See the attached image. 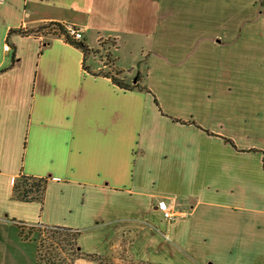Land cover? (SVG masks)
Masks as SVG:
<instances>
[{
    "label": "crops",
    "instance_id": "1",
    "mask_svg": "<svg viewBox=\"0 0 264 264\" xmlns=\"http://www.w3.org/2000/svg\"><path fill=\"white\" fill-rule=\"evenodd\" d=\"M189 1L176 0L175 9L196 5ZM168 3L164 16L171 21ZM159 5L0 0V264H35L26 247L33 239H24L20 226L27 233L39 225L77 230L83 253L115 264H123L115 256L118 228L126 226L139 228L125 253L134 264H264V202L257 198L264 190V51L250 45L253 60L237 70L240 51L212 46L209 23L205 36L186 38L180 30L202 28L145 26ZM201 5L215 16V36L237 31L226 26L225 1ZM50 22L80 29L93 50L113 40L123 75L122 38L158 31L163 42L151 35L147 91L120 89L104 66L91 71L62 37L8 36ZM20 175L46 179L42 202L13 198ZM168 206L187 217L163 224ZM154 225L164 226L167 240Z\"/></svg>",
    "mask_w": 264,
    "mask_h": 264
},
{
    "label": "rangeland",
    "instance_id": "2",
    "mask_svg": "<svg viewBox=\"0 0 264 264\" xmlns=\"http://www.w3.org/2000/svg\"><path fill=\"white\" fill-rule=\"evenodd\" d=\"M157 1V0H156ZM183 2L185 0H182ZM192 2H195L196 5H193L191 8H188L185 6V8H181L179 10L176 8V0H171V7L175 9L171 10L174 11L172 13V17L170 18L171 21L168 20L167 16H164V8L170 7L168 0H160V5L158 7L157 11H154V16H150V20L148 19L149 16L147 15L144 23L145 26L147 24H152L154 21L159 22V24H168L170 22H176V26H180L181 23H187L192 26H200L202 28L201 31H194L195 27H193L192 32L190 33L189 29L186 28V31L183 32L180 30V35H183L186 37L193 36L197 37L196 34L199 32L203 36L206 35V24H208V33H209V41L212 46L219 45H227L232 46L235 44V49L240 51V58L234 59L235 60V68L238 70H243L245 68L244 64H248L247 62L250 59V52H248V49L250 48V45L257 48L258 50L264 51V0H223L225 1V12L224 20L226 22L227 27H232V24L236 27L232 34L231 32L224 28L222 29V32L224 34L216 35V22L217 21H211L210 19L215 18V16L210 13L208 14V11L204 9L201 5L202 1L206 2V0H191ZM222 1V0H221ZM159 2V1H158ZM157 2V3H158ZM217 2V0H215ZM212 3V0H211ZM186 4H190L189 0H186ZM217 3H215L216 5ZM161 7V9H160ZM159 14V16H158ZM174 15V16H173ZM47 24V23H45ZM150 24V25H151ZM43 24H40L33 29H37L39 26ZM170 25V24H169ZM144 27V26H143ZM140 28V26H139ZM199 28V27H198ZM27 30H30L32 28H26ZM145 29H149L145 28ZM153 29L152 31H154ZM213 30V31H212ZM155 34V37L158 38V31L152 32V34H149V32L146 34H127L122 38L123 44L120 45L118 53H117V63L118 67L124 69L125 72H127L126 75L121 74L119 78L123 79L126 83H132L134 79L139 80L140 85H145V78H146V69H147V57L148 54H154L153 48V38ZM178 33V31H177ZM215 33V34H214ZM227 33V35H225ZM38 34H44L45 37L51 39L55 37L54 35L48 34L45 30H40ZM150 35V36H148ZM214 36V37H212ZM181 36H176V40L182 41L180 38ZM213 38V39H212ZM175 39V38H174ZM158 42H163L161 38H158ZM104 46L103 51H100L99 49L95 50L96 53L90 55L87 58L88 63L86 66L93 72H99L97 67L104 66L105 68L102 69L103 73H110L115 74L116 71L115 68V57H116V46H114V41L111 39H107L104 42H101ZM179 44V42H177ZM260 50V51H261ZM149 52V53H148ZM147 55V56H146ZM231 55V54H229ZM146 56V57H145ZM234 56L235 55H231ZM251 56H253L251 54ZM241 64H240V62ZM94 64V65H93ZM259 64V63H258ZM257 64V65H258ZM254 67V66H253ZM234 68V70H236ZM251 70H254L253 68H250ZM248 70V68H247ZM263 71V70H262ZM258 82V81H257ZM260 83L258 82L257 88H259ZM258 99H261L262 94L257 96ZM264 98V94H263ZM236 99L235 96H233V101ZM235 103V101H234ZM258 103H262L260 100H258ZM264 140V139H263ZM257 198L264 202V190L257 193ZM162 221V220H161ZM164 221H162L163 223ZM165 225H171L166 224ZM128 227V228H126ZM122 228H118V237H121L119 240V245L121 246V249L118 248L117 255L115 258L121 259L123 261V264H134L130 259L125 256L126 253V247L128 244H130L134 240V235L137 234V231L139 230L138 227L134 226H126ZM153 227V226H152ZM154 231H159L164 236V239L167 240V230L164 229V226H156L153 227ZM30 232V234H28ZM25 235L31 239V243H27V251L30 250L31 256H33L32 259H34L37 245L42 239L41 236H39L37 229H31L27 230V233ZM36 242H35V241ZM61 258H65L66 255L64 251L60 253ZM103 260L101 263L104 264H115L113 258L110 256H102ZM35 260V259H34ZM35 263V262H34ZM118 264V263H116Z\"/></svg>",
    "mask_w": 264,
    "mask_h": 264
},
{
    "label": "trees",
    "instance_id": "3",
    "mask_svg": "<svg viewBox=\"0 0 264 264\" xmlns=\"http://www.w3.org/2000/svg\"><path fill=\"white\" fill-rule=\"evenodd\" d=\"M40 30H45L48 34L54 35L55 37H62L66 43L73 46L74 48L80 50L83 54L84 62L92 54H95L96 51L90 49L86 44L84 39L82 41L74 40L66 31L65 26L61 23L50 22L39 26L36 30L30 29L26 30L23 28L17 30H10L9 35L19 34L21 36H31L38 35ZM14 49L13 46H11ZM16 61L12 60V65ZM84 69L85 64L83 65ZM2 71H0L1 73ZM115 74L106 73L105 76L110 78L112 83L119 87L120 89L132 91L140 90L147 91L146 87L139 84L138 79H134L132 83H126L123 79L119 78L121 72L116 70ZM100 75V73L94 74ZM157 104V103H156ZM229 144L232 145L230 140H227ZM46 188V179L37 178L33 176L20 175L14 182L12 189V196L14 199L22 202H42ZM21 235L24 239H28L22 228L20 226ZM31 229H37L40 239L37 250H36V259L35 264H73V262L78 258H86L90 260H103L102 257L96 255L85 254L81 251L77 238L79 232L77 230H72L64 227H52L46 225H39L29 227ZM30 234V232L28 233ZM35 241V240H34ZM36 242V241H35ZM64 251L66 257L61 258L60 253Z\"/></svg>",
    "mask_w": 264,
    "mask_h": 264
},
{
    "label": "built area",
    "instance_id": "4",
    "mask_svg": "<svg viewBox=\"0 0 264 264\" xmlns=\"http://www.w3.org/2000/svg\"><path fill=\"white\" fill-rule=\"evenodd\" d=\"M67 33L76 41L83 40V33L80 29H77L70 25H64ZM162 221L166 224H172L178 219L187 217V212L178 209L176 206H168L161 210Z\"/></svg>",
    "mask_w": 264,
    "mask_h": 264
}]
</instances>
